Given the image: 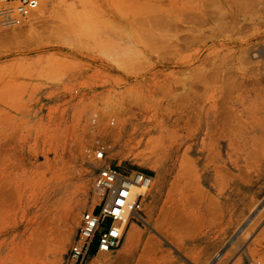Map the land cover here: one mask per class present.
Wrapping results in <instances>:
<instances>
[{
    "label": "rangeland",
    "instance_id": "rangeland-1",
    "mask_svg": "<svg viewBox=\"0 0 264 264\" xmlns=\"http://www.w3.org/2000/svg\"><path fill=\"white\" fill-rule=\"evenodd\" d=\"M67 1L0 27V264H70L80 216L103 198L86 162L99 148L151 177L143 158L168 156L119 264H264V0ZM236 188L244 204L260 191L229 218Z\"/></svg>",
    "mask_w": 264,
    "mask_h": 264
},
{
    "label": "built area",
    "instance_id": "built-area-1",
    "mask_svg": "<svg viewBox=\"0 0 264 264\" xmlns=\"http://www.w3.org/2000/svg\"><path fill=\"white\" fill-rule=\"evenodd\" d=\"M40 0H4L0 4V27L11 28L23 23L39 7ZM97 158L104 156L99 148ZM151 175L143 170L127 173L114 166H102L95 184L104 190V198L94 211L82 214L72 243L68 248L71 264H85L99 250L119 247L131 221L142 223L144 193L151 186Z\"/></svg>",
    "mask_w": 264,
    "mask_h": 264
},
{
    "label": "bare ground",
    "instance_id": "bare-ground-1",
    "mask_svg": "<svg viewBox=\"0 0 264 264\" xmlns=\"http://www.w3.org/2000/svg\"><path fill=\"white\" fill-rule=\"evenodd\" d=\"M2 1H4V0H2ZM2 1H1V3H2ZM56 0H40V2H39V6L40 7H42V8H44V6L46 7V8H44L43 10H42V13H40L36 18H35V20L34 21H32L34 24H37V23H39L41 20H42V18H44L45 16V13H46V9H48V7L51 5V4H53L54 2H55ZM62 2H66L65 4H66V6L68 7V8H70V7H75L74 5H72L71 3H69L67 0H61ZM72 1V0H71ZM82 1V0H81ZM86 2H89V0H86ZM0 3V4H1ZM81 4H83V2L81 3ZM80 4V5H81ZM86 4H88V3H86ZM90 5V4H89ZM88 5V6H89ZM39 8V7H38ZM38 8H37V10H38ZM72 9V8H71ZM37 10H35L34 12H32L31 14H33V13H35ZM69 10V9H68ZM67 10V13L69 12V11H71V10H69L68 11ZM84 10H86V9H84ZM65 12H66V9H65ZM72 12H73V10H72ZM85 12H88V11H85ZM38 13V12H37ZM67 13H65L66 15H68ZM31 14L29 15V16H31ZM64 14V16H66ZM72 15H73V13H71ZM81 14H83V13H81ZM70 16L71 18L70 19H72L73 17H74V15L73 16ZM84 15V14H83ZM83 15H80V16H83ZM87 15V13H85V16ZM76 16H78V14L76 13ZM67 17V16H66ZM65 18V17H64ZM68 18V17H67ZM75 18V17H74ZM74 18H73V20H74ZM81 19V18H80ZM79 20V19H78ZM24 21V20H23ZM63 21V20H62ZM70 21V20H69ZM72 21V20H71ZM70 21V23H72ZM75 21V20H74ZM79 21H81V20H79ZM65 22V21H64ZM76 22V21H75ZM75 22H73V23H75ZM72 23V24H73ZM77 23V22H76ZM67 24V23H66ZM65 24V26H69V28H70V24H67L66 25ZM19 25V24H18ZM63 25H64V23H63ZM17 26V25H16ZM67 26V27H68ZM79 26V25H78ZM14 27V26H13ZM66 28V27H65ZM76 28V27H75ZM61 29H62V27H61ZM78 28H76V30H77ZM63 30H64V32H67L65 29H64V27H63ZM68 30H70V29H68ZM69 32H71V30L69 31ZM76 32V31H75ZM71 34V33H70ZM69 34V35H70ZM62 35H63V33H62ZM65 35H67V36H69L68 35V33L67 34H65ZM71 36V35H70ZM61 37V36H60ZM125 45V44H124ZM124 45H123V47H124ZM122 47V46H121ZM123 47H122V49H123ZM125 50V48L122 50V51H124ZM126 51H127V48H126ZM122 53V52H121ZM123 57H125V56H123ZM106 66V65H105ZM108 66V65H107ZM97 67V66H96ZM110 134H113V132H109V133H107V136L108 135H110ZM166 140V139H165ZM141 141V140H140ZM138 143V142H137ZM140 144V143H139ZM116 144L115 143H111V142H108V141H106V144H105V146H103V148H105V150L107 151V152H111V153H114L115 152V150H116ZM98 151H100V150H97V151H95V156H97V152ZM84 151H82V153H83ZM195 152H194V150L193 149H188L183 155H182V157L179 159V165L180 166H184V167H186L189 171H191L192 170V165L194 164L193 162H192V160H195V158H193L192 157V155L194 154ZM97 158V157H96ZM97 159H99V160H96V161H90V160H88V161H86L87 162V164L89 165V166H91V167H89L90 169V173L89 174H91V172H92V170H93V168L94 167H98V166H100L99 168H101L102 166H111L110 164H106L105 163V158H104V156L102 157V158H97ZM148 160V158H143V163H145V164H149V167H151V169H153V171L154 172H156V175H155V177H152V179H151V186H150V188L144 193V196H143V200H142V211L140 212L141 214H140V216L141 217H138L139 218V220H141V222H142V224L144 223L145 225H148V219H146L145 217H144V211H145V213L147 214V216H148V218L150 219V218H152V215H151V213H152V209H153V202H154V197H155V193H156V189H154L155 188V184L159 181H161L165 176H166V174H167V172H168V170H169V166H168V156H166V155H160V157H158V159H156V160H154V161H149ZM192 162V163H191ZM196 163H198V160H195V165H196ZM99 168H98V170H99ZM205 168V167H204ZM123 171V170H122ZM124 172H126V171H124ZM127 173H133V171H131V172H127ZM193 175V174H192ZM194 175H195V173H194ZM193 175V176H194ZM196 175H198V173H196ZM199 175H200V173H199ZM196 177V176H195ZM195 177H193V178H195ZM196 179V178H195ZM195 179H193V180H195ZM196 181V180H195ZM162 184V183H161ZM86 185V184H85ZM95 194H94V198H97V197H100L101 198V196L104 198V190L103 189H101V188H99L96 184H95ZM147 196H150V199L149 200H146V198H147ZM96 208H94L93 209V207H91V209H87L88 211H94ZM87 210H84L83 212H82V214L85 212V211H87ZM70 212H71V205H69V203L66 205V206H64L63 208H60L59 206H56L52 211H51V219H52V224H57V223H59V224H61L62 222H65V224H67V222L70 220V218H71V215H70ZM82 214H81V216H80V220H81V217H82ZM249 221V220H248ZM79 224H80V221H79ZM69 226V225H68ZM67 226V227H68ZM79 226V225H78ZM72 228V227H71ZM70 228V229H71ZM125 235L126 236H124V242H123V246L121 247V249L118 251V253L117 254H115L114 255V257H110L109 256V251L108 250H99V251H97L94 255H93V258L91 259V261L90 262H93L94 264H119V263H121V262H125V261H127V259L131 256V254H133V247H134V249H135V246H133V245H136V244H134L135 243V241H136V239H138V226L136 225V223H135V221H131L130 222V224H129V226L127 227V229H126V233H125ZM62 238H61V235L59 236V238L56 240V242H55V244H56V246H55V248H54V251H55V254L54 255H56V254H58L59 252H60V248H61V246L63 245H61V242H63L62 240H61ZM136 243H137V241H136ZM122 244V243H121ZM178 246V245H177ZM176 246V247H177ZM175 247V246H174ZM62 249H63V247H62ZM148 249V248H147ZM176 249V248H175ZM145 251H146V249H144ZM178 250V249H177ZM148 251V250H147ZM93 254V253H92ZM144 255L146 256V254L144 253ZM143 255V256H144ZM221 255H222V253H216V258L217 259H220L221 258ZM144 256V257H145ZM58 260V259H57ZM60 260V259H59ZM144 261V260H143ZM70 264H71V262H70ZM89 264H92V263H89ZM146 264V263H145Z\"/></svg>",
    "mask_w": 264,
    "mask_h": 264
},
{
    "label": "crops",
    "instance_id": "crops-1",
    "mask_svg": "<svg viewBox=\"0 0 264 264\" xmlns=\"http://www.w3.org/2000/svg\"><path fill=\"white\" fill-rule=\"evenodd\" d=\"M263 177H264V175H263ZM262 186H264V181H263V183L261 184ZM259 191H260V189H258V190H254L252 193H250V194H246V198H247V200H246V204H244V202L243 203H241V201H242V199H243V192L241 191V190H239L238 188H236V190H235V193H236V198L234 199V204L230 201L231 199V195H232V191L230 190V191H228V192H226L225 194H224V200L226 201L225 202V204H226V215L229 217V218H231V217H233L234 216V214L233 213H236L238 210H239V208L242 206V207H244V205H247V204H249V201L252 199V198H254V197H256L257 195H258V193H259ZM222 195V194H221ZM235 206V207H234ZM242 210H244V208L242 209ZM238 217L239 216H241L240 214H238L237 215ZM237 217V218H238Z\"/></svg>",
    "mask_w": 264,
    "mask_h": 264
},
{
    "label": "trees",
    "instance_id": "trees-1",
    "mask_svg": "<svg viewBox=\"0 0 264 264\" xmlns=\"http://www.w3.org/2000/svg\"><path fill=\"white\" fill-rule=\"evenodd\" d=\"M145 171V173H148V174H150V172L148 171V170H144Z\"/></svg>",
    "mask_w": 264,
    "mask_h": 264
},
{
    "label": "water",
    "instance_id": "water-1",
    "mask_svg": "<svg viewBox=\"0 0 264 264\" xmlns=\"http://www.w3.org/2000/svg\"><path fill=\"white\" fill-rule=\"evenodd\" d=\"M238 231H239V230H238ZM226 245H227V244H226ZM226 245L224 246V248L226 247ZM224 248H223V249H224Z\"/></svg>",
    "mask_w": 264,
    "mask_h": 264
}]
</instances>
